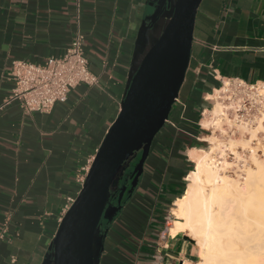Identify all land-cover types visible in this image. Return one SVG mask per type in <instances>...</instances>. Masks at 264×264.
Segmentation results:
<instances>
[{"label": "crops", "instance_id": "crops-1", "mask_svg": "<svg viewBox=\"0 0 264 264\" xmlns=\"http://www.w3.org/2000/svg\"><path fill=\"white\" fill-rule=\"evenodd\" d=\"M158 0H0V264H44L59 222L78 194L116 118L130 78L166 16ZM149 26V28H147ZM82 36L94 85L74 86L49 112L12 98V62L43 64ZM264 84V0H202L189 65L168 122L154 137L132 193L123 197L98 264H187L199 248L171 234L203 109L223 80Z\"/></svg>", "mask_w": 264, "mask_h": 264}, {"label": "water", "instance_id": "water-1", "mask_svg": "<svg viewBox=\"0 0 264 264\" xmlns=\"http://www.w3.org/2000/svg\"><path fill=\"white\" fill-rule=\"evenodd\" d=\"M201 1L158 0L150 27L163 13L166 19L130 78L118 114L59 222L44 264H98L107 232L103 221H112L124 195L132 193L152 141L178 97Z\"/></svg>", "mask_w": 264, "mask_h": 264}, {"label": "bare ground", "instance_id": "bare-ground-1", "mask_svg": "<svg viewBox=\"0 0 264 264\" xmlns=\"http://www.w3.org/2000/svg\"><path fill=\"white\" fill-rule=\"evenodd\" d=\"M214 109L218 104L211 113ZM205 114L201 122L207 126ZM204 140L210 144L208 150H190L194 166L171 209L170 232L186 231L198 245L199 260L187 264H264V162L251 154L253 166L244 181H234L219 173L222 161L213 156L218 143ZM237 141L230 138L228 144Z\"/></svg>", "mask_w": 264, "mask_h": 264}, {"label": "built area", "instance_id": "built-area-1", "mask_svg": "<svg viewBox=\"0 0 264 264\" xmlns=\"http://www.w3.org/2000/svg\"><path fill=\"white\" fill-rule=\"evenodd\" d=\"M81 42L82 36L77 34L62 56L49 58L43 64L24 60L12 62L10 74L14 81V89L11 97L20 100L25 112H49L57 101L66 98L74 86L97 83V76L89 69L88 59L82 51ZM260 85L249 84L237 78L223 80L209 97L212 102L219 101L223 104L225 112L221 111L219 116L217 115L218 119L222 120L223 115L226 114V117L229 116L227 117L229 121L233 120L237 124L249 126L260 118L264 113V93L260 92ZM213 106L202 110L198 123L201 129L205 112L207 111L206 114L210 115ZM167 122L168 119L165 124ZM215 123L216 121L211 127H217ZM215 129L218 130V128ZM225 129V132L230 135L238 130L235 126ZM71 203L72 201L70 205Z\"/></svg>", "mask_w": 264, "mask_h": 264}, {"label": "rangeland", "instance_id": "rangeland-1", "mask_svg": "<svg viewBox=\"0 0 264 264\" xmlns=\"http://www.w3.org/2000/svg\"><path fill=\"white\" fill-rule=\"evenodd\" d=\"M263 86L264 84L260 85V92L264 93ZM215 104H218L219 109L217 111L214 109V113L212 112L210 113V115H205L209 120V125H202V137L203 139L214 141L215 144L218 143L217 147L214 148L213 156H215L214 158H216L217 160L222 161L220 165H218L219 173L222 175H226L230 179H235L234 181L238 180L239 182H242L244 181V178L246 176L245 173L248 167L253 166L252 155L254 153L256 154L254 155L258 157L259 160L264 162V114L251 125L244 126L241 123L237 124L233 120L229 121L227 118L229 116L226 117V114L223 115L224 118L222 120L221 118L219 120V117H217V115L219 116V113L221 111L225 112V110L223 109V104H221L219 101L212 102L208 109H210L212 105ZM214 121H216L215 124L217 127H211ZM231 126H235L238 130L234 134L230 135L229 133L225 132V128H229ZM215 128H218V130H216ZM230 138L237 139L238 141L235 142L234 145L230 146L228 144ZM209 146L210 144L207 141L203 140L201 141L199 148L208 150ZM221 153L223 154V156L220 157L219 155H221ZM128 172L129 171L127 170V173ZM116 195L117 194L113 195L114 198L116 197ZM189 238L191 237L189 236Z\"/></svg>", "mask_w": 264, "mask_h": 264}, {"label": "flooded vegetation", "instance_id": "flooded-vegetation-1", "mask_svg": "<svg viewBox=\"0 0 264 264\" xmlns=\"http://www.w3.org/2000/svg\"><path fill=\"white\" fill-rule=\"evenodd\" d=\"M126 175H127V176L129 175V173H127V171H126ZM122 180H123V178H122ZM122 180H121V182H122ZM120 184H121V183H120ZM117 193H118V192H117ZM117 193H116V194H117Z\"/></svg>", "mask_w": 264, "mask_h": 264}, {"label": "trees", "instance_id": "trees-1", "mask_svg": "<svg viewBox=\"0 0 264 264\" xmlns=\"http://www.w3.org/2000/svg\"><path fill=\"white\" fill-rule=\"evenodd\" d=\"M116 193H117V191H116V192H114V193H113V195H115Z\"/></svg>", "mask_w": 264, "mask_h": 264}]
</instances>
